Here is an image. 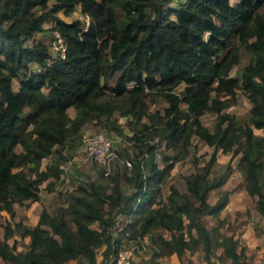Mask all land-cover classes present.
I'll use <instances>...</instances> for the list:
<instances>
[{
	"label": "trees",
	"instance_id": "16d2710c",
	"mask_svg": "<svg viewBox=\"0 0 264 264\" xmlns=\"http://www.w3.org/2000/svg\"><path fill=\"white\" fill-rule=\"evenodd\" d=\"M171 1L0 0V212L12 217L15 204L40 200V185L61 171V160L41 169L42 159L58 154L55 146H66L88 121L104 120L108 129L120 132L113 113L131 117L140 125L133 135L151 132L172 152L162 153V167L150 160L146 173L141 163L128 159L134 166L125 179L128 191L121 188L119 173L110 186L88 180L65 193L66 206L53 213L42 207L34 224H7L0 264H65L70 259L98 264L102 245L104 264H113L119 234L133 241L150 236L154 257L175 254L180 259L200 241L208 249L210 231L201 215H217L228 204V192L208 202L205 174L193 172L185 176L186 191L170 185L163 194L193 136L213 148L205 171L217 149L240 153L245 191L264 219V0H176L169 6ZM76 5L87 22L58 15H70ZM46 22L62 37L64 57L35 38ZM241 48L250 57L234 76L230 71ZM13 79H18L16 88ZM238 90L251 105L246 118L222 111L235 103ZM159 101L165 103L162 110L151 111L150 104ZM208 110L216 113L213 131L200 120ZM155 146H145L149 159ZM209 185L212 189L219 182ZM120 215L125 222L114 236ZM14 235L28 238L24 250L8 243ZM236 244L227 235L217 242L233 262L240 256Z\"/></svg>",
	"mask_w": 264,
	"mask_h": 264
},
{
	"label": "rangeland",
	"instance_id": "374dc122",
	"mask_svg": "<svg viewBox=\"0 0 264 264\" xmlns=\"http://www.w3.org/2000/svg\"><path fill=\"white\" fill-rule=\"evenodd\" d=\"M234 0H231L233 4ZM170 6H174L177 2H171ZM58 15L66 21L73 18H80L83 23L87 22V17L80 13L79 5L68 16L59 12ZM46 30L41 34L35 35L36 39H43L45 44H49L53 38V32L49 29V23L44 24ZM52 54H56L49 46ZM250 53L241 48L239 62L234 65L230 71L231 75L239 76L243 66L248 62ZM18 79H13L12 86L16 88ZM181 86L177 87V91L181 92ZM165 103L159 101L150 104L149 109L162 110ZM182 106H184L182 104ZM250 102L242 90H238L236 101L234 104L224 108L223 112H233L238 116L246 118L250 110ZM70 116L75 115L73 108H68ZM111 119H116L120 123L121 131L115 132L105 126L102 121H88L84 123L78 135L70 138L66 146H55L56 152L49 157L43 158L41 161V169L47 167L55 158L61 160L60 172L54 173L48 180L44 181L39 189V201H24L21 204H15L14 216H9L5 211L0 212V238L2 239L4 227L7 224L13 226V222L22 220L26 224H32L37 221L38 214L42 207L53 213L57 208L66 206L65 193L75 188L81 182L94 180L96 183H107L114 173H119L120 185L124 191L130 190V185L125 180L126 176L133 174L134 166H127L124 160H134L136 163L142 164L143 172L148 171L150 162H154L160 167L163 166L162 153L166 151L162 140L154 136L150 137L151 132L144 131L140 133L135 130L140 125L132 123L131 117L119 116L114 112ZM201 122L206 125L210 131H213L216 113L208 110L200 117ZM96 132H104L113 141L112 152L113 157L108 166H102L90 159L85 150L88 137ZM255 133H262L261 130H254ZM155 144L154 155L149 159V153L146 151L147 144ZM19 149V147H17ZM213 153L212 146H208L204 141L196 136L192 137L189 153L185 159L174 163L170 175L163 185V194L167 195L169 186H176L179 191H186L185 176L190 173L197 172L205 174V189L207 200L210 203L223 194L228 192V204L217 215L203 214L201 220L205 227L210 231L211 244L207 249L200 241L194 249L186 250L180 259H176L174 254L162 257H154V249L152 248L150 236H144L135 241L125 238L124 234H119L121 238L120 247L128 248L133 251L132 264H264V222L263 218L255 209V201L245 191V181L241 171L238 168L240 153L233 154L223 153L220 149L215 152L214 160L205 171V165L209 162ZM151 160V161H150ZM51 182L50 189L46 186ZM214 182H219L218 187L209 189ZM208 190V191H207ZM192 200L195 197L189 192ZM122 215L118 218L116 225L112 228L114 236H118V230L124 225ZM97 227V222L91 224ZM165 235L168 233L163 231ZM193 233L195 231L193 230ZM222 235L231 236L237 241L236 250L240 253L237 262L231 261L226 257L221 247L217 245ZM27 238H20L17 235L8 239L9 244H13L16 250H24L26 248ZM103 251V245L97 249V260L100 261V254Z\"/></svg>",
	"mask_w": 264,
	"mask_h": 264
},
{
	"label": "built area",
	"instance_id": "2783aa9c",
	"mask_svg": "<svg viewBox=\"0 0 264 264\" xmlns=\"http://www.w3.org/2000/svg\"><path fill=\"white\" fill-rule=\"evenodd\" d=\"M49 46L56 53L55 55L64 57L65 45L58 31H53V38L51 39ZM112 146L113 141L111 138H109L104 132H96L88 137L85 150L88 157L97 164L108 166L113 157ZM124 163L127 166L131 165L129 160H124ZM132 259L133 251L128 248L120 247L114 257L113 264H132Z\"/></svg>",
	"mask_w": 264,
	"mask_h": 264
},
{
	"label": "crops",
	"instance_id": "0c3cea01",
	"mask_svg": "<svg viewBox=\"0 0 264 264\" xmlns=\"http://www.w3.org/2000/svg\"><path fill=\"white\" fill-rule=\"evenodd\" d=\"M238 0H234V2H233V4H235L236 2H237ZM171 2H176V0H172ZM170 2V3H171ZM169 3V6L171 5ZM230 3H231V0H230ZM232 4V3H231ZM177 5V4H176ZM175 6V5H174ZM46 23H48V22H46ZM46 23H44V24H46ZM49 26H50V23H49ZM45 27V26H44ZM40 191V190H39ZM39 196H40V194H39ZM26 201H30V200H26ZM33 202H35V201H33ZM263 222H264V219H263ZM35 223V222H34ZM34 223H32V224H34ZM146 237V236H145ZM26 239V238H25ZM28 238H27V242H26V244L28 243ZM104 247V246H103ZM175 255V254H174ZM162 257V256H161ZM175 257H176V259H177V256L175 255ZM100 258H101V260L100 261H98L97 260V263L98 264H104V260H102V254H100ZM65 264H79L75 259H70V260H68Z\"/></svg>",
	"mask_w": 264,
	"mask_h": 264
}]
</instances>
